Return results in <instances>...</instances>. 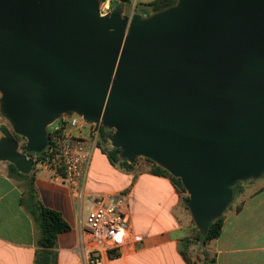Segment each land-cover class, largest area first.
<instances>
[{
    "label": "water",
    "instance_id": "1",
    "mask_svg": "<svg viewBox=\"0 0 264 264\" xmlns=\"http://www.w3.org/2000/svg\"><path fill=\"white\" fill-rule=\"evenodd\" d=\"M99 4L0 0V161L29 174L62 116L100 122L120 159L180 179L205 235L264 175V0Z\"/></svg>",
    "mask_w": 264,
    "mask_h": 264
},
{
    "label": "crops",
    "instance_id": "2",
    "mask_svg": "<svg viewBox=\"0 0 264 264\" xmlns=\"http://www.w3.org/2000/svg\"><path fill=\"white\" fill-rule=\"evenodd\" d=\"M142 2V6L152 0ZM128 13H133L128 6ZM5 120L0 116V125ZM57 124V123H56ZM54 124L48 131H53ZM1 137V133H0ZM99 140L92 152L82 203L52 163L39 161L32 167L40 202L61 213L69 229L57 235L54 264H80L75 245L80 226L95 199L124 192L130 236L124 241L113 264H186L180 253V239L186 235L187 217L178 191L169 177L150 172L139 162L130 170L110 162ZM104 149L105 151H103ZM23 181L11 177L8 162L0 161V264H34L38 255V228L26 203L31 197ZM92 206L85 212L84 198ZM133 235L141 240L135 241ZM123 235L117 236L120 239ZM216 264H264V177L244 182L235 203L223 214L219 235L211 241Z\"/></svg>",
    "mask_w": 264,
    "mask_h": 264
},
{
    "label": "built area",
    "instance_id": "3",
    "mask_svg": "<svg viewBox=\"0 0 264 264\" xmlns=\"http://www.w3.org/2000/svg\"><path fill=\"white\" fill-rule=\"evenodd\" d=\"M118 1L121 0H101L100 14L110 12ZM134 5L130 6L132 11ZM56 123L53 140L64 167L63 178L75 189L81 204L83 197L80 187L87 179L92 152L97 146L102 125L100 122L88 124L76 114L62 116ZM127 222L124 192L95 199L85 222L80 226L79 239L75 245L80 264H113L121 244L131 238ZM119 234L123 235L120 239L117 238ZM132 237L135 241L141 240L139 235Z\"/></svg>",
    "mask_w": 264,
    "mask_h": 264
},
{
    "label": "trees",
    "instance_id": "4",
    "mask_svg": "<svg viewBox=\"0 0 264 264\" xmlns=\"http://www.w3.org/2000/svg\"><path fill=\"white\" fill-rule=\"evenodd\" d=\"M101 1V0H100ZM121 1H129V0H121ZM176 0H152L147 5L151 7V12L158 11L160 9H163L171 4H173ZM136 8V5H135ZM148 14V13H147ZM113 130H108L103 127H101L100 130V137L99 139H104L105 142H108V137L110 133H112ZM49 133V141L47 148L41 153V154H34V153H27L28 157L34 158V164L46 160L48 163H52V165L55 167V169L62 175H64V167L61 164V161L57 154V149L55 148L56 144L54 143L53 136L54 131H48ZM103 140V141H104ZM21 141L23 139L21 138ZM99 143V140H98ZM97 143V145H98ZM24 142L21 144V149H23ZM51 149V152L49 150ZM105 151L104 149H102ZM107 156L110 160V162L114 164H119L120 166L132 170L135 167V164L139 162V158L135 161V163L131 164L128 163L124 159H120L118 156V149L110 146L106 149ZM144 160H147L151 163L150 166V172L156 175H164L171 179L172 184L176 187L178 191L186 192L183 188L180 179L173 177L171 174H169L165 169L161 168L160 166L156 165L154 162H152L149 159L143 158ZM8 173L11 177H14L17 180L23 181L22 187L25 191H27V195L31 197V203H26V206L29 208L31 206V214L33 216L34 222L38 228V234H37V246L39 248L37 258L34 262V264H54L56 260V252L54 251V248L56 246V240L57 235L60 232L67 231L69 229L68 223L64 220L61 213L48 208L44 206L37 196V191L34 186V177L31 173L29 174H22L17 171V169L12 165L11 163H8ZM261 177H264L262 175ZM253 179H249L247 181H251ZM245 181V182H247ZM244 182H237L234 186H232L233 190V200L232 202L227 206L225 211L230 208L235 203V198L237 193L239 192V188L241 184ZM188 198L186 197L183 199L184 201ZM183 201V205H184ZM184 207L187 209V207L184 205ZM224 211V212H225ZM223 212V214H224ZM223 214L213 220L210 223L209 229L205 235L201 234L197 228V242L199 243L202 251H206L207 245L213 241L220 233L221 226H222V220H223ZM187 242V238L183 237L180 239V253L184 260L186 261V264H190V260L186 256V252L184 251L183 244ZM205 254L208 256L207 252ZM203 264H216L214 255L209 260H206Z\"/></svg>",
    "mask_w": 264,
    "mask_h": 264
},
{
    "label": "rangeland",
    "instance_id": "5",
    "mask_svg": "<svg viewBox=\"0 0 264 264\" xmlns=\"http://www.w3.org/2000/svg\"><path fill=\"white\" fill-rule=\"evenodd\" d=\"M142 2H147L146 0H129V1H124V7H125V11H127L128 6L130 7L131 4L135 5L133 7V11L135 13H140L143 15H146L147 12H149L148 8L145 7V9L143 8L144 6H142ZM131 8V7H130ZM55 123H53L52 125H50L48 127V129H50ZM100 140V139H99ZM104 140V139H103ZM101 138V142L103 145H105L106 148H109L111 146L109 140L108 142H105V140L103 141ZM139 163L142 164V166L146 167L151 165V163L147 160H144L143 158H139ZM243 184V183H242ZM241 184V186H242ZM184 196L183 199L186 197V192H183ZM182 199V202L184 201ZM91 198L90 197H85L84 198V210L85 212L88 213V211L90 210L91 206H92V202H91ZM185 209V213H186V217H187V227H186V235L184 237L187 238V242H185V244H183L182 247H184V251L186 252V256L187 258L190 260V264H203L206 260H209L213 253H212V247H209L208 250L206 251H202L199 243L197 242L196 238H197V232H196V227L195 224L193 223L188 210L184 207ZM205 252H207L208 256L205 254Z\"/></svg>",
    "mask_w": 264,
    "mask_h": 264
}]
</instances>
